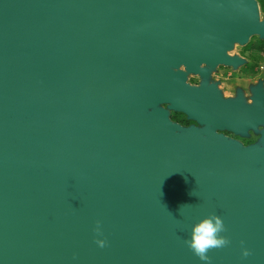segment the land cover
Instances as JSON below:
<instances>
[{
	"label": "water",
	"instance_id": "1",
	"mask_svg": "<svg viewBox=\"0 0 264 264\" xmlns=\"http://www.w3.org/2000/svg\"><path fill=\"white\" fill-rule=\"evenodd\" d=\"M254 35V0H0V264H205L186 241L213 215L210 264H264V138L223 134L263 124L264 97L174 72Z\"/></svg>",
	"mask_w": 264,
	"mask_h": 264
},
{
	"label": "rangeland",
	"instance_id": "2",
	"mask_svg": "<svg viewBox=\"0 0 264 264\" xmlns=\"http://www.w3.org/2000/svg\"><path fill=\"white\" fill-rule=\"evenodd\" d=\"M257 4L260 20L264 19V0H254ZM224 56L236 60V64L212 66L201 65L205 75L187 72L183 67L174 71L184 73L185 82L198 89L203 85L213 87L222 101L239 104L244 108H251L257 95L264 97V37L254 35L246 43L230 42ZM167 110L166 106L162 107ZM168 111L169 119L180 125L188 126L184 115ZM191 124V122H189ZM223 134L240 143L244 147L263 146L264 123L246 133Z\"/></svg>",
	"mask_w": 264,
	"mask_h": 264
},
{
	"label": "clouds",
	"instance_id": "3",
	"mask_svg": "<svg viewBox=\"0 0 264 264\" xmlns=\"http://www.w3.org/2000/svg\"><path fill=\"white\" fill-rule=\"evenodd\" d=\"M96 231L99 235V225H97ZM224 231L225 228L222 220L213 215L194 225L191 231L190 240L186 241V243L201 261L205 262V264H210L207 252L210 249L224 247L229 243L226 238L220 236V233ZM96 243L101 248L106 246V241L104 240H97ZM242 254L244 257H247L250 255V252L245 249Z\"/></svg>",
	"mask_w": 264,
	"mask_h": 264
},
{
	"label": "bare ground",
	"instance_id": "4",
	"mask_svg": "<svg viewBox=\"0 0 264 264\" xmlns=\"http://www.w3.org/2000/svg\"><path fill=\"white\" fill-rule=\"evenodd\" d=\"M257 18L260 19L258 8H257ZM174 71H176V70H174Z\"/></svg>",
	"mask_w": 264,
	"mask_h": 264
},
{
	"label": "flooded vegetation",
	"instance_id": "5",
	"mask_svg": "<svg viewBox=\"0 0 264 264\" xmlns=\"http://www.w3.org/2000/svg\"><path fill=\"white\" fill-rule=\"evenodd\" d=\"M188 124L187 125H190V123L189 122H187Z\"/></svg>",
	"mask_w": 264,
	"mask_h": 264
}]
</instances>
